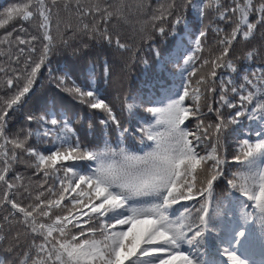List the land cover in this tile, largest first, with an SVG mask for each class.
<instances>
[{
	"label": "snow or ice",
	"instance_id": "6c2138e0",
	"mask_svg": "<svg viewBox=\"0 0 264 264\" xmlns=\"http://www.w3.org/2000/svg\"><path fill=\"white\" fill-rule=\"evenodd\" d=\"M17 20H36L44 43L0 93V264H264V0H25L0 12V29ZM12 35H0L9 60ZM145 45L153 77L118 115L106 88ZM61 51L72 63L53 71ZM42 69L53 99L25 113Z\"/></svg>",
	"mask_w": 264,
	"mask_h": 264
},
{
	"label": "trees",
	"instance_id": "16d2710c",
	"mask_svg": "<svg viewBox=\"0 0 264 264\" xmlns=\"http://www.w3.org/2000/svg\"><path fill=\"white\" fill-rule=\"evenodd\" d=\"M25 2V0H0V12L3 11L5 7L12 3H22ZM50 3V0H48ZM163 2H167V0H163ZM153 7H155L156 0H152ZM56 9H53V19H52V34L55 36L56 35ZM61 18H65L66 14L61 10L59 13ZM189 19H194L193 15L191 12L189 13ZM212 19V13L211 11H207L205 15V20L204 23L207 25L209 21ZM87 22L91 23V19L87 18ZM13 25H14V30H13ZM75 23H73V29H75ZM133 27H139V25L136 23V21H132L129 24H121L120 25V31L121 34L124 38H127L128 36L132 35V29ZM23 29V30H22ZM61 29L63 30V24L61 25ZM12 30L13 35L10 37L11 40H14V44L12 46V59L9 60L7 54L4 56H0V66H2L5 71L0 72V93H2L5 88H6V78H9L14 75L12 69H16L17 71H20L24 67L25 61L28 59L29 56H31L33 59H36L39 55V53L42 50V45L44 41L42 40L43 36V29L38 28L37 26V21H29L25 22L22 20H17L5 27V29H0V35H3L6 33V31ZM68 36H71V32L67 33ZM36 36V40H32V37ZM16 37H20L26 41H30V44H19V41L16 40ZM175 38L170 37L168 41V45H164L163 47H168L169 45L173 44V40ZM213 34L210 32L206 41H205V52L203 53L204 56L208 55V47L213 44ZM254 43H258L257 41H254ZM30 47H35L36 52L32 53L29 51ZM8 48V45H0V49H4L5 52ZM20 49H24L23 52L20 51ZM243 49L241 47H237L235 49V52L233 53V58L235 59V56L237 54H242ZM130 55V54H129ZM19 57V59H17ZM141 57H147L149 61L151 62L153 60V57L151 53L147 51V46L145 45L143 47V50L139 53V55L136 58V62L134 64H130V69L128 73L127 80H125L122 83L117 82L115 84H111L106 88L105 91V97L112 103L113 107L116 108L117 114L119 115V108L120 104L124 98V95L127 94L129 97H136L138 93L141 92H147L146 84L152 79L154 70H155V65L152 64L151 67L147 69V72L145 70L144 65L140 62ZM103 57L99 59L97 62V79H99V74L101 72V68L99 67V64L102 63ZM236 63L240 64V61H235ZM72 63V58L70 54L67 51H61L60 54H54L51 57V67L53 68V71H56L57 68H63L66 64H71ZM243 66V65H241ZM196 67H199V62H196ZM86 64L81 65V71L86 75ZM169 70L171 71V66H169ZM223 71V70H220ZM42 72H44V77H43V87H40V81L37 83V95L32 98V100L29 101L27 105L24 107V112L27 113L31 110H33L35 107L39 105L41 102H48L51 103L52 101V96L48 91V84H47V73L44 69H42ZM199 74V73H198ZM186 75V74H185ZM78 82H80L78 80ZM170 83H172L170 81ZM192 83H195V77L192 78ZM176 86H181L182 80L178 79L175 81ZM103 86V85H102ZM10 91V90H9ZM211 94H209V102H211ZM69 105H71L70 99L66 101ZM187 103L191 104V100H188ZM57 112L61 111V106L57 104L56 106ZM206 110V109H205ZM228 109H224V114H228ZM72 112L69 111V115H71ZM143 114V113H141ZM122 119H127V113L124 114ZM21 123H24L22 116L20 114H17L16 119L12 122L13 128H18ZM247 123V122H245ZM186 124L193 130H196V122L194 120H189L186 121ZM33 128L35 125L32 126ZM77 129H80V125H76ZM86 128V126H85ZM83 139V137H82ZM31 143V142H30ZM209 141H204V145H207ZM38 147L42 150H47L52 148L51 143H46V144H40ZM235 145L230 143L229 145V155L231 156V153L234 151ZM201 151V154H203L204 146H201V149H198ZM18 173L22 175L25 178V182L28 181L30 178L33 183H36L37 181H42L44 179L43 175H35L34 169H25L23 166H17ZM11 175V174H10ZM49 184L52 183V180L49 179L48 181ZM223 188V185H221V189H218V195L221 193V190ZM183 203V202H182ZM188 203H194V202H188ZM175 207L179 208L180 205H176Z\"/></svg>",
	"mask_w": 264,
	"mask_h": 264
}]
</instances>
